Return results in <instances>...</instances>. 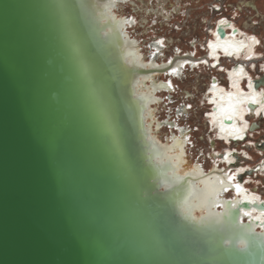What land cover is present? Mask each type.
Returning <instances> with one entry per match:
<instances>
[{"label": "water", "instance_id": "obj_1", "mask_svg": "<svg viewBox=\"0 0 264 264\" xmlns=\"http://www.w3.org/2000/svg\"><path fill=\"white\" fill-rule=\"evenodd\" d=\"M96 1L0 0V264H264V232L240 218L250 204L219 196L221 220L194 218L188 181L162 188L135 93L148 70Z\"/></svg>", "mask_w": 264, "mask_h": 264}, {"label": "bare ground", "instance_id": "obj_2", "mask_svg": "<svg viewBox=\"0 0 264 264\" xmlns=\"http://www.w3.org/2000/svg\"><path fill=\"white\" fill-rule=\"evenodd\" d=\"M136 1L140 0H97L96 5L100 8L102 13L100 19L102 21H109L110 27L114 32L116 31L120 39H122L120 40L121 47L123 52L126 53V60L132 63V67L136 69L143 67V69L148 70L146 73H148L149 76L157 72L169 77L168 83L161 84L158 87L152 84L148 92H146L147 94L138 96V91L135 90L138 101L143 109L144 121L147 129V118L145 116L146 114L149 115V112L146 113V111L152 107L151 105L157 102L155 94L163 90L172 94L175 83L174 79L182 80V76L186 74V68L189 67L190 70L195 71L200 65H208L211 67V70L219 68L220 71L223 70L225 73V80L223 81L226 86L221 84L222 81L219 80V78L215 79L213 85H211L210 78L207 87L209 91H207L204 96V99L207 100V104L213 106L211 110H206L207 115H204L205 120L209 122L207 123L205 120L204 122L208 127L211 126L213 128L218 139H222L225 143H229L233 146L232 149L225 150L226 147L222 144L224 151L216 152V139L210 136L212 149L217 153L213 155L211 152V154H209L211 155V159H213V166L209 168L208 165H210L211 162L208 161L209 159H206L204 154H201L206 161L203 164L198 162L188 167L189 153H192V146L189 145L190 137L186 136L188 130L186 128H180L178 121L169 122V119L162 123L154 121L156 124V129H153L154 131H163L165 126L168 127L167 129L172 133L175 129L177 131L175 134L171 135V142H168L165 146L163 143L150 138L151 135L148 131V137L151 139L150 146L153 150V160L157 165L167 167L166 171L168 174L174 172L180 177L178 180H174V178L169 175L170 178L168 182L171 181L173 184L174 182L185 183L188 181L187 187L190 192L181 204V211L193 217L194 214L199 211L202 213L200 217L204 219L214 218L216 221L221 220V215L216 211V207L219 204H223L218 201V197L222 196L223 199L231 200V206H233V208L240 204V202L250 204L251 206L246 210H244L243 206H240V218L243 219V222L253 220L250 221L252 222V227L254 229L256 228L257 232H264V210H258V208H256L258 204H264V192H259L258 188H253L251 186L248 188L247 185L252 184L251 178L260 179L264 176V160H262V163L260 162L256 166H252L249 164V160L252 161L253 159L252 155L248 151H238L237 147L238 145H247V143H251L250 131L259 128L258 124H253L254 126L251 125L252 118L259 117L258 119L262 121V118H264V88L262 86L256 87V81L261 79L253 77L250 71L251 67H249V65L255 63L254 61L258 62L260 58H262V55H259L260 53L257 51V47L261 44L259 37L252 34L250 35L232 20L227 18L226 15H222L218 17L213 27H211L212 30L209 31L210 38L206 40V42L201 43V41L195 39V41L190 44L196 50V53L199 52V47L201 48V46H203L207 51L205 58H197V54L193 57L190 53L180 55L181 53L183 54V51L178 48L176 49L177 51H175V58H172L170 61L163 60V66H160L162 63L158 62L164 55L165 49L168 48V42L165 39L158 40V38H156L150 45H147L149 48L146 50L149 51V57L145 59V53L136 49V46H139L140 42H138L133 35L140 25L137 15H127L125 18L121 17L119 19L115 18L116 10H119L122 6L132 5L136 3ZM158 2L159 6L162 5L161 1L158 0ZM148 8L149 7L145 8L147 14L151 13L156 16V18L162 15L167 20L177 12L176 8L172 11H167L166 7H162V9L161 7H152L150 10H148ZM212 10L216 13V9L212 8ZM218 27L224 29L226 33L225 38H221L217 33ZM227 30L230 31L228 32ZM124 36L126 41L123 38ZM224 59L230 62L231 65H224ZM252 66L255 68L257 65L253 64ZM261 68L264 72V65ZM225 69H227L228 72H226ZM143 72L144 71L140 70L139 73ZM149 76L143 77L142 75H137V79L135 80L136 85L137 82H139V78L143 77V79L146 80L149 79ZM169 98L172 99L173 96ZM253 99L256 101L254 104L252 103ZM249 105L255 106L254 112L249 110ZM185 109V107L178 109V119L180 116H189L185 113ZM257 110L259 111V115H257ZM247 115L250 117L246 118ZM244 138L246 139L244 140ZM259 145L261 146V144ZM158 157H165L168 162L163 165L159 164L157 162ZM204 173L208 174L204 176ZM233 176L235 179H229V177ZM236 184L240 185L239 189L235 187ZM165 185L166 183H163L162 188H164ZM257 185L260 184L257 183ZM239 246H243V244L239 243Z\"/></svg>", "mask_w": 264, "mask_h": 264}, {"label": "rangeland", "instance_id": "obj_3", "mask_svg": "<svg viewBox=\"0 0 264 264\" xmlns=\"http://www.w3.org/2000/svg\"><path fill=\"white\" fill-rule=\"evenodd\" d=\"M161 1V4L159 6L158 0H140L136 1V3L132 5H126L122 6L119 10H116L115 18L119 19L121 17H126L127 15H137V18L139 19V27L138 29L133 33L134 37H136V40L140 42L139 46H136L138 50L143 51L142 53H145V59L149 57V51L146 50L147 45H150L152 41H154L156 38L158 40L165 39L168 42V48L165 49L164 55L162 58H160V61L158 63H162L164 61H170L172 58H175V51L176 49H181L183 51V54L185 55L189 54L195 55L197 54V58H205L206 57V50L201 46L199 47V52L196 53V50L190 45L195 39H198L199 41L206 42L210 38L209 36V29L213 27L216 20L220 16H225L232 20L234 23H236L240 28L245 30L250 35H256L259 37L261 44L257 47V51L260 53L259 55H262V58H260V61L255 63H252L249 65L251 67L250 71L253 77L256 79H262L264 77V72L262 70L263 61H264V0H227L225 2L226 10L222 14L219 13H212L211 9L214 0L207 1V0H159ZM153 2V3H152ZM211 2V3H210ZM210 3V4H209ZM218 5V4H217ZM146 7H149L148 10H150L152 7L158 8V7H166L167 11H172L174 8L177 9V12H175L174 16H171L169 20L165 19L164 16L160 15L156 18L153 14H147ZM145 9V10H144ZM156 21V22H155ZM157 41V40H156ZM194 49V50H193ZM146 50V51H145ZM194 51V52H193ZM178 55V56H180ZM209 56V55H208ZM162 60V61H161ZM164 60V61H163ZM223 64L226 66H230L231 63L226 61L224 59ZM147 61V60H146ZM230 61V60H229ZM253 64H256L257 66L253 68ZM160 66H163V63L160 64ZM208 65H200L197 67V69L189 70L188 68L185 69L186 74L182 76V80L180 79H174V88L173 93L168 94L170 96H174L172 99L167 97H163L164 93L158 91L156 95L161 97L162 99L158 101L149 108L146 113L149 112V115L146 114L147 118V126L148 131L150 132V138H153L154 140L159 141L160 143L168 144L170 142L169 140V134L172 133L169 129H164L163 131H154L155 129V122L160 120L161 122L164 120V118L167 117L169 119V122H179L184 125L187 123V128L191 129V135L192 138L195 141L192 153H189V166L196 164V160H200L203 158V163L206 161L204 157L201 156V154H204L207 151L214 152L212 149L211 143H208V141H211V135L209 137H206V134L208 131L207 124L204 122V112L206 110L211 109L213 106L209 104L208 106L202 101V98L200 96L205 92V88L208 87L209 80L212 75L217 76L219 80L222 81V83L225 85L224 79V72L223 70L220 71L219 68L217 69H210ZM219 71V72H218ZM141 76V74H140ZM186 77V79H184ZM167 79V80H166ZM165 81L169 82V77L165 76L161 73H153L149 76V79L144 80L143 77L139 78V82H137V85L135 86V89L138 91V96L147 94L150 87L153 85H160L164 83ZM165 84V83H164ZM180 87L183 90L189 91L191 94H195L196 96H193L192 98V105L194 109L191 111H188L187 108L185 109V113L188 116H180L179 119L177 117V113L171 114L173 112V107H177L179 100L176 98V94L178 91L177 88ZM264 88V86H262ZM196 89V90H195ZM165 91V90H163ZM187 92L188 97H190V93ZM175 94V95H174ZM169 96V97H170ZM211 97V95H210ZM174 100V103L173 101ZM171 101V102H170ZM207 101V100H206ZM207 103V102H206ZM159 104V105H158ZM168 107V108H167ZM171 107V109L169 108ZM172 110V111H171ZM183 117V118H182ZM247 117H250L249 115ZM246 117V118H247ZM153 118V119H152ZM254 122V123H253ZM258 122V123H257ZM258 124L259 128L257 126V130H251L253 137L250 139L251 143H247V145H238V151H248L253 159L252 161L249 160V164L252 166H256L258 163H262V160H264V120H260L258 118H252V123ZM254 126V125H253ZM192 127V128H191ZM252 127V126H251ZM168 128V127H167ZM213 131V128H212ZM177 132V131H173ZM249 132V131H248ZM248 135V134H247ZM248 137V136H247ZM246 137V138H247ZM213 138V137H212ZM217 138V145H216V151L217 152H223L224 147L221 144V140ZM244 138V140L246 139ZM219 140V141H218ZM243 143V142H242ZM261 144V147H257ZM226 144V143H225ZM193 146V147H194ZM230 147H233L232 145ZM197 150H200V155L197 153ZM197 154L199 155L197 157ZM217 154V153H216ZM174 156V155H173ZM204 156V155H203ZM209 156V155H208ZM197 158V159H195ZM208 161L211 162L208 167L210 168L213 166V160L209 159ZM202 163V164H203ZM253 172V171H251ZM250 172V174H251ZM264 175V174H263ZM252 184H247L248 188H258L259 192H264V176L259 178H251ZM259 179V180H257ZM254 181V182H252ZM260 184V185H257ZM262 183V184H261ZM202 215L199 211L194 214L195 218H199Z\"/></svg>", "mask_w": 264, "mask_h": 264}, {"label": "flooded vegetation", "instance_id": "obj_4", "mask_svg": "<svg viewBox=\"0 0 264 264\" xmlns=\"http://www.w3.org/2000/svg\"><path fill=\"white\" fill-rule=\"evenodd\" d=\"M188 69L190 70V68L188 67ZM225 71L226 72H228L227 71V69H225ZM225 74V73H224ZM184 79H186V77H184ZM215 79H217V76H215V75H212L211 76V85H213V80H215ZM164 83H168V81H165ZM164 83H162V84H164ZM222 85H224L223 83H221ZM161 85V84H160ZM160 85H156L157 87L158 86H160ZM224 86H226V85H224ZM196 90V89H195ZM176 91H178L177 93L175 92V94H176V98L179 100V103H178V106L179 107H177V111H176V113L178 112V109L179 108H181V107H186L187 108V110L188 111H191L192 109H194V107H193V105H192V98H193V96H196L195 94H191L189 91H187V90H183V89H181L180 87H178L177 88V90ZM207 91H209V88L207 89V87L205 88V92H203V94L200 96V98H202V101L208 106L209 104H207L206 103V100L204 99V96H205V94L207 93ZM160 92H163L164 93V96L163 97H167L166 99H168L169 100V95H168V93L166 92V91H160ZM187 92H189L190 93V97H188V94H186ZM174 94V95H175ZM157 99H158V101H160L162 98L161 97H159L158 95H156L155 96ZM174 97V96H173ZM174 99V98H173ZM173 101V103H174V100H172ZM171 102V101H170ZM209 107V106H208ZM168 108V107H167ZM170 109H171V107H169ZM173 109V111H174V107L172 108ZM211 110V109H210ZM172 111V110H171ZM204 115H207V112H204L203 113ZM177 115V114H176ZM185 117V116H184ZM189 117V116H188ZM205 117V116H204ZM183 118V117H182ZM205 119V118H204ZM165 120H167V117L166 118H164V120L162 121V122H164ZM207 123L209 122V121H207V120H205ZM160 120L159 121H157V123H162ZM179 123V122H178ZM180 124V128H186L187 130H188V133L186 134V136H189L190 137V139H189V145H191L192 146V150H193V146H194V143H195V141L196 140H194L193 138H192V133H191V129H189V128H187V123H186V125H184V124H182V123H179ZM208 126V125H207ZM166 127V126H165ZM165 127H164V129H165ZM155 129H156V125H155V127H154ZM192 128V127H191ZM162 129V128H161ZM166 129H167V127H166ZM175 129V128H174ZM208 129L210 130V131H208V133L206 134V137H209L210 135H211V137H213V138H215L216 139V141H217V138H216V134L214 133V131H212V127L210 126V127H208ZM175 131H176V129H175ZM172 134H175V132L174 133H170L169 134V140H170V142H171V135ZM190 140H192V141H190ZM221 140V139H220ZM219 141V140H218ZM191 142H192V144H191ZM221 142V144H223L225 147H226V149L225 150H230V149H232V147H230L231 145L229 144V143H226L225 144V142L223 141V140H221L220 141ZM208 143H210L209 141H208ZM194 148H195V146H194ZM191 149H190V152H191ZM214 151V150H213ZM200 152V150H197V153H199ZM217 152V151H216ZM216 152L214 151V152H212V154L214 155V154H216ZM209 154H211V151H207V152H205V150H204V155H205V157H206V159H211V155H209ZM199 155H200V153H199ZM198 154H197V157L199 156ZM209 155V156H208ZM195 159H197V158H195ZM203 158H201L199 161L198 160H196L197 162H196V164L198 163V162H201V163H203V160H202ZM211 160H213V159H211Z\"/></svg>", "mask_w": 264, "mask_h": 264}, {"label": "snow or ice", "instance_id": "obj_5", "mask_svg": "<svg viewBox=\"0 0 264 264\" xmlns=\"http://www.w3.org/2000/svg\"><path fill=\"white\" fill-rule=\"evenodd\" d=\"M56 7H58L62 12H65V13H70L72 10V6L68 3H65V2L58 3L56 5ZM213 7H215V5H213ZM64 19H65V36L69 40V42L72 43L75 55L79 57L82 53V43L78 42L77 38L75 36L73 25H72V17L70 15H65ZM252 103L253 104L256 103L255 99L252 100ZM257 115H259L258 110H257ZM114 119H115L114 115L112 117H108L106 120V124H107V127L109 128V130L113 134V141L118 144L119 141L117 139V133H116L115 125H114ZM157 162L159 164L163 165V164H166L168 162V160L165 157H158ZM169 175L172 176L174 178V180H178L180 178L174 172L169 173ZM229 179H235V177L234 176L229 177ZM165 186H166V188L172 187V182L169 181ZM235 187L237 189H239L240 185L236 184Z\"/></svg>", "mask_w": 264, "mask_h": 264}, {"label": "built area", "instance_id": "obj_6", "mask_svg": "<svg viewBox=\"0 0 264 264\" xmlns=\"http://www.w3.org/2000/svg\"><path fill=\"white\" fill-rule=\"evenodd\" d=\"M227 0H214L213 2V4H215V7H213L214 9H216V13H219V14H222L223 12H225V10H226V6H225V2H226ZM218 4V5H217ZM211 11H212V13H213V10L211 9ZM209 31H211L210 29H209ZM228 32L230 31V30H227ZM259 118V117H258ZM263 120H264V118H262ZM252 134V133H251ZM252 137H253V135H251ZM257 168V167H256Z\"/></svg>", "mask_w": 264, "mask_h": 264}]
</instances>
